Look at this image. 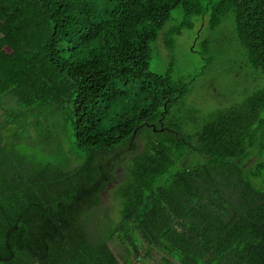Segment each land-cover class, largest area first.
I'll list each match as a JSON object with an SVG mask.
<instances>
[{"label": "trees", "instance_id": "16d2710c", "mask_svg": "<svg viewBox=\"0 0 264 264\" xmlns=\"http://www.w3.org/2000/svg\"><path fill=\"white\" fill-rule=\"evenodd\" d=\"M203 1L0 0V264H133L139 240L161 264H264V85L173 116L188 82L149 70L180 7L165 47L208 12L230 29L229 60L263 84L264 0ZM35 142L68 155L46 160ZM115 180L111 221L97 212Z\"/></svg>", "mask_w": 264, "mask_h": 264}, {"label": "rangeland", "instance_id": "374dc122", "mask_svg": "<svg viewBox=\"0 0 264 264\" xmlns=\"http://www.w3.org/2000/svg\"><path fill=\"white\" fill-rule=\"evenodd\" d=\"M207 0L203 1L206 5ZM184 13L180 7H175L171 11L170 19L165 27L159 32L158 38L151 43L152 54L149 60V70L157 74H165L170 69L173 78L181 77L188 82L189 94L180 102V106L174 111L173 116H178L183 108H201L202 110L212 107H227L235 102H240L243 98L252 93L257 88L264 85V78L256 81L250 75L239 70L237 61L233 63V53L229 51L226 37L229 28L221 30V27L210 29L207 25L208 12L202 16H192L189 19L194 23L191 29L184 28L181 35L174 37V45L171 48L164 46L162 39L166 31L170 27H176L184 19ZM206 41L207 45L203 46ZM205 48V49H204ZM209 57V58H208ZM208 58V59H207ZM252 74V73H251ZM135 90H131L134 93ZM4 105H12L9 99ZM122 102V101H121ZM120 102V103H121ZM112 113L120 112L119 108H111ZM200 121L205 115L199 114ZM4 114H0L2 120ZM65 117L58 120L59 139L63 143L64 148H70L71 141L65 137L64 131L69 127L66 124ZM64 138H61V137ZM139 146H142L140 139ZM31 150L36 152L39 157L46 160H62L68 153L61 149L58 153L43 152L37 147V142L31 145ZM45 155V156H44ZM256 155H252L247 165L254 163ZM120 177V170L116 172ZM259 180V179H258ZM260 181V180H259ZM114 182L109 183L101 193L100 211L97 212L98 217L118 220L119 200L114 194ZM140 242L141 255L132 259L133 264H161L159 259L162 254L156 247L150 249L151 256H145L147 245ZM110 245L121 262L123 258H129L128 252L125 250L126 244L122 245L120 240L114 236ZM131 256L133 255L130 252ZM134 257V255H133ZM124 264V262H123Z\"/></svg>", "mask_w": 264, "mask_h": 264}]
</instances>
